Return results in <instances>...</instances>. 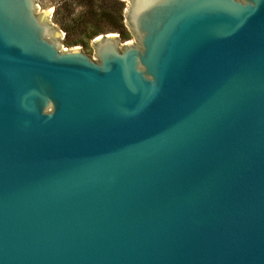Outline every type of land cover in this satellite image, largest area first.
<instances>
[{"label":"water","instance_id":"obj_1","mask_svg":"<svg viewBox=\"0 0 264 264\" xmlns=\"http://www.w3.org/2000/svg\"><path fill=\"white\" fill-rule=\"evenodd\" d=\"M124 1L0 0V264H264V0Z\"/></svg>","mask_w":264,"mask_h":264},{"label":"trees","instance_id":"obj_2","mask_svg":"<svg viewBox=\"0 0 264 264\" xmlns=\"http://www.w3.org/2000/svg\"><path fill=\"white\" fill-rule=\"evenodd\" d=\"M78 4L87 10L78 17V21L73 23L85 28L83 32L84 40L92 41L100 35L117 34L121 42L129 40L130 33L125 26L124 10L125 4L122 0H111L95 6V0H76ZM66 33L64 44L67 47L76 46L78 42L69 37V29L62 26ZM81 39L79 42H84Z\"/></svg>","mask_w":264,"mask_h":264},{"label":"rangeland","instance_id":"obj_3","mask_svg":"<svg viewBox=\"0 0 264 264\" xmlns=\"http://www.w3.org/2000/svg\"><path fill=\"white\" fill-rule=\"evenodd\" d=\"M107 4L111 0H95V6L106 2ZM126 7V1L123 2ZM37 12L48 14L50 22L58 30L62 36L63 48H80L84 53L93 56V50L91 47L92 41H86L83 37V32L85 28L80 27L79 25H74L73 23L78 21V17L83 15L87 10L86 8L80 6L76 0H36ZM62 26L69 29V37L73 40H76L77 45L67 47L64 44L66 33L62 30ZM117 35V34H116ZM83 39L84 42L80 43L79 41ZM133 41V38L130 37L129 40L121 42V44Z\"/></svg>","mask_w":264,"mask_h":264}]
</instances>
